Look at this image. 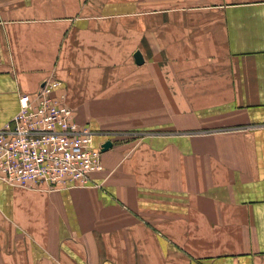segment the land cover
<instances>
[{
  "label": "crops",
  "instance_id": "0c3cea01",
  "mask_svg": "<svg viewBox=\"0 0 264 264\" xmlns=\"http://www.w3.org/2000/svg\"><path fill=\"white\" fill-rule=\"evenodd\" d=\"M52 77L111 146L0 176V264H264V0H0V130Z\"/></svg>",
  "mask_w": 264,
  "mask_h": 264
},
{
  "label": "built area",
  "instance_id": "2783aa9c",
  "mask_svg": "<svg viewBox=\"0 0 264 264\" xmlns=\"http://www.w3.org/2000/svg\"><path fill=\"white\" fill-rule=\"evenodd\" d=\"M58 84L48 78L34 94H21L19 112L0 130V176L12 185L81 186L103 169L97 132L79 123L76 108L55 95Z\"/></svg>",
  "mask_w": 264,
  "mask_h": 264
},
{
  "label": "water",
  "instance_id": "95a60500",
  "mask_svg": "<svg viewBox=\"0 0 264 264\" xmlns=\"http://www.w3.org/2000/svg\"><path fill=\"white\" fill-rule=\"evenodd\" d=\"M141 59H142V58L140 57V58L138 59V61H141ZM109 146H111V142H107V143H105L103 147H104V148H108Z\"/></svg>",
  "mask_w": 264,
  "mask_h": 264
}]
</instances>
